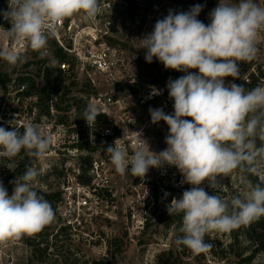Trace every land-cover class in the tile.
<instances>
[{"label": "clouds", "instance_id": "clouds-1", "mask_svg": "<svg viewBox=\"0 0 264 264\" xmlns=\"http://www.w3.org/2000/svg\"><path fill=\"white\" fill-rule=\"evenodd\" d=\"M202 8L197 4L187 12L169 11L140 40L148 63L155 58L165 69L185 73L167 84L174 112L149 109L153 124L163 121L168 126L167 148L151 151L140 132L131 155L120 146V139L106 148L122 177L131 173L143 180L151 168H177L182 183L191 188L180 198L173 197L167 211L170 216L182 214V235L175 242L194 254L211 250L212 243L205 239L209 233H230L264 217V186L247 179L264 163V86L246 91L241 84H226L228 77L233 81L239 78V62L252 61L257 55L264 6L255 0H220L209 14L208 24L197 18ZM100 11L99 0H8V8L0 10V16L11 27H0V32L4 40L27 41L43 56L55 25L77 13L94 21ZM0 59L13 66L22 62L21 54L12 48H0ZM158 94L159 90L153 89L149 98ZM102 113L108 115L101 106L90 103L82 119L91 127ZM10 124L12 130L0 127V157L13 160L23 151L39 160L50 151L52 136L39 124L26 121L23 131L14 127L13 121ZM257 139L262 142L259 146ZM237 170L245 174L242 197L227 201L201 187L207 181L218 193L224 187L218 178ZM38 175L36 168L29 167L14 181L11 195L0 181V243L38 233L54 221L50 202L33 188Z\"/></svg>", "mask_w": 264, "mask_h": 264}, {"label": "rangeland", "instance_id": "rangeland-1", "mask_svg": "<svg viewBox=\"0 0 264 264\" xmlns=\"http://www.w3.org/2000/svg\"><path fill=\"white\" fill-rule=\"evenodd\" d=\"M112 1L115 8L111 12L113 26L109 41L118 50L120 84L116 86L112 76L100 74H93L96 82L92 83L77 61L68 56L75 64L74 68L70 67V71L65 73L66 84L74 82L70 95L66 99H60V95L54 98V113L48 111L39 98L38 112L33 122L52 136L53 143L46 156L37 159L33 165L39 171L33 188L50 202L55 219L38 233L0 243V264H92L93 260H102L105 264H160L159 255L169 249L173 250L170 256L162 257V260H169V264H263V254H259L251 263H241L254 248L249 237L251 224L230 233H209L205 239L213 247L206 253L194 254L188 248L178 246L175 241L182 235L179 232L182 214L170 216L167 206L173 197L180 198L191 185L182 183L183 177L177 168L169 165L159 169L151 168L143 180L133 177L131 173L122 177L115 171L107 151L103 152L104 146L108 147L120 139V146L131 155L139 136L137 132L142 133L151 151L158 153L167 148L165 138L169 129L166 123L144 122L147 118L151 121L150 108H162L166 114L173 113L174 101L164 95L155 99L153 104L142 106L138 98L144 88L159 85L162 80L178 79L185 73L173 70V74L168 76L155 58L148 63L145 60L146 49L141 47L140 40L150 34L156 21L167 16L169 11L187 12L197 4L203 5L197 18L208 24L209 14L220 0H137L134 5L123 4V0ZM225 2L235 3L237 0ZM255 2L264 6V0ZM7 4L8 0H0V10ZM0 35V48H3L5 40L2 39V32ZM256 47L257 55L252 61L239 62V78L233 81L228 77L226 84H239L246 80L253 85L256 83L264 86V30L258 33ZM18 64L13 66L6 62L1 67L4 70L12 68L13 73L19 67L24 71L23 63ZM96 94H108L116 99L106 106L108 115H105L119 131L111 140L99 138L97 144L101 147L98 151L79 150L73 144L78 133L85 131L86 125L74 123L76 108L72 106L67 109V103H72L73 96H83L89 105ZM0 98L1 114L6 97L0 93ZM16 110H19L18 105ZM124 132L126 135L123 137ZM256 142L258 146L262 143L259 139ZM87 155L91 157V166L82 158ZM94 162L100 164V175L92 171ZM81 166L88 168L86 176H96L94 185L97 189L91 192L92 208H85L73 216L69 215L70 209L67 214H63L58 208L59 198L48 194L61 193L65 184L76 182L77 175L82 173ZM257 176L264 186V163L259 165ZM244 177V173L237 170L228 177L218 178L224 185L218 193L207 181L201 187L210 195L218 194L222 199L230 201L234 196L242 197L246 191ZM153 192L156 196H152ZM165 193L169 195L165 196ZM61 225L67 228L58 232ZM29 237L36 238L35 242H40L43 249L34 253L33 246L27 243Z\"/></svg>", "mask_w": 264, "mask_h": 264}, {"label": "built area", "instance_id": "built-area-1", "mask_svg": "<svg viewBox=\"0 0 264 264\" xmlns=\"http://www.w3.org/2000/svg\"><path fill=\"white\" fill-rule=\"evenodd\" d=\"M123 1V4L130 5L127 0ZM99 4L101 11L94 21L86 20L82 13H77L55 25L54 34L50 36L47 50L43 56L40 53L34 55L27 41L19 43L8 40L4 41L3 48H12L21 54L22 62H19V64L23 63L25 68L23 71L19 67L16 73L12 72V68H5L4 70L1 66L6 61L0 59V71L2 68L7 78L6 86L0 87V93L6 97L5 106L2 107L0 114V127L12 130L10 122L13 121V126L23 131V125L26 121L33 122V118L38 112L40 82L44 80L46 69L57 67L65 73L70 71V67L74 68L75 64L68 56H72L77 61L82 71L90 77L89 79L92 83L96 82L93 74H100L112 76L113 84L116 86L120 84L119 77L121 71L118 50L109 41L113 26L111 12L115 8V3L112 0H101ZM6 6L3 5L1 10H7L8 4ZM1 17L2 22L0 23V27L4 29L10 28V23L3 16ZM58 50L65 54L66 59H60ZM55 57L57 64L55 63ZM192 71L195 72L197 70ZM22 77L27 78V80L20 81ZM29 80L34 83L33 89H30ZM166 83H168L167 80L160 82L159 85H151L144 88L138 98L140 105L153 104L155 99L164 95L170 99ZM153 89L159 90L160 94L152 95L149 98ZM113 100L116 99L108 94H96L91 98L90 103L101 106L103 111L107 113L106 106L111 104ZM0 101H2L1 98ZM47 104L48 111L50 110L51 113H54V100L51 99ZM16 105H18L19 110H16ZM145 121L144 124L151 122L150 118H147ZM103 124L101 123L98 127V131L102 136L113 134L111 127ZM14 161V159L9 160L0 157V181L7 176V170L11 168ZM94 163L92 171L100 175V164L98 162ZM95 181L96 176L94 175L90 184H83L78 179L72 184H65L61 191L60 203L58 205L60 211L63 214H67V211L70 209L69 215L73 216L76 212H80L85 208H92L91 192L97 189L94 185Z\"/></svg>", "mask_w": 264, "mask_h": 264}, {"label": "trees", "instance_id": "trees-1", "mask_svg": "<svg viewBox=\"0 0 264 264\" xmlns=\"http://www.w3.org/2000/svg\"><path fill=\"white\" fill-rule=\"evenodd\" d=\"M129 4H136L137 0H127ZM2 22V17L0 16V23ZM210 23V20L208 21ZM34 55H38L39 52L33 51ZM58 54L60 55V59H66L65 54L62 53V51L58 50ZM161 69L164 71V74L171 76L173 74V70L165 69L162 63ZM177 76V75H176ZM179 77V76H177ZM66 75L65 72L62 71L60 68H47L44 74V80H41L40 87H39V98L41 99V102L44 103L46 108L48 109V102L58 95H60V99H66L68 95L71 93V85L74 84V82H70L69 84H66ZM27 80V78L22 77L20 81ZM29 86L30 89L34 88V83L29 80ZM163 82V80H162ZM7 83V78L5 75V72L2 70L0 71V87H5ZM159 83V81H158ZM239 84L243 85L246 91L252 90L257 86H260V84H254L247 82L246 80H242L239 82ZM69 102V101H67ZM57 104V103H56ZM58 107L59 104H57ZM74 106L76 108V115L74 117V123L77 125H86L85 131L78 133V138L75 140L73 146L79 150L88 149L90 151H98L101 147L100 144H97V141L99 138H104L106 140H111L115 138V136L118 134V128L113 125L110 121L107 120V116L105 114H100L96 118V124L92 125L91 127L88 126L87 122L82 119V114L85 110V108L88 106V100L87 98L83 96H73V100L71 104L67 103V109ZM101 123H106L108 126L111 127L113 134H110L108 136H102V134L98 131V127ZM103 152L106 151L107 146H104ZM83 160L88 163L89 166L92 165V160L90 155L82 156ZM14 164L11 166V168H8L7 170V176L2 180L4 187L7 189L8 194L11 195L13 191L14 181L17 179L19 180L21 176L24 175L26 170L29 167H33V165L36 163L37 159L29 158L24 154L22 151L20 155H18L16 158H14ZM82 173H79L77 175V179L79 182L83 184H90L92 181L91 176H86L85 173L88 170V168L81 166ZM245 175V174H244ZM247 179L250 180L253 184H261L258 181L257 174H248ZM262 186V185H261ZM174 188H172V191ZM170 193V192H169ZM47 194H45L46 196ZM156 196V194L153 192L152 196ZM48 196L53 198H61V193H49ZM182 223V218H181ZM65 228H67L65 225H61L58 229L59 231H63ZM249 237L252 241L254 248L252 249L251 253L242 259L241 263H251L259 254L264 255V217H261L260 219L256 220L255 222H252L249 227ZM36 238L29 237L27 243L31 246H33L32 250L34 253L37 251L42 250L40 246V242H35ZM45 250L47 249L44 248ZM173 252L172 249L165 250L159 255V262L160 264H169V260H162V257L164 255L170 256V254ZM92 264H105L102 260H93ZM264 264V262H263Z\"/></svg>", "mask_w": 264, "mask_h": 264}]
</instances>
